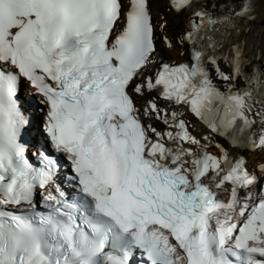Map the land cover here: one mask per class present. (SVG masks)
<instances>
[{"label": "snow or ice", "instance_id": "obj_1", "mask_svg": "<svg viewBox=\"0 0 264 264\" xmlns=\"http://www.w3.org/2000/svg\"><path fill=\"white\" fill-rule=\"evenodd\" d=\"M167 2L190 62L160 57L151 0H0V264H264V50L236 39L264 0ZM22 82L71 198L26 157Z\"/></svg>", "mask_w": 264, "mask_h": 264}, {"label": "bare ground", "instance_id": "obj_2", "mask_svg": "<svg viewBox=\"0 0 264 264\" xmlns=\"http://www.w3.org/2000/svg\"><path fill=\"white\" fill-rule=\"evenodd\" d=\"M213 0H207V4L209 5V8L211 9V4ZM216 2L219 3H231L234 6L238 8L239 6V0H216ZM168 5L167 0H151V11L153 15V21L156 25H159L162 22V19L167 20V29L166 34L172 38L173 42V49H168L163 40L161 39L158 42V52L160 54V57L163 58V61H171L173 64H179L187 61L190 59V48L191 45L185 42L183 45H181L178 42V38L181 34H183L187 28L188 20L186 16L183 15H177L176 13L169 11L167 8L165 9V6ZM226 9V8H225ZM223 9V11L225 10ZM213 11L219 15L221 12V9L217 7L216 9H213ZM245 26L247 29L243 33L239 34L236 39L239 41L246 42L245 43V56L252 58L253 63H259V61L256 60V54L260 52L261 50H264V6H261L258 9L257 12V19L250 24L245 22ZM157 32L160 36L164 35L165 32H161L159 28H157ZM224 67L223 63L221 65ZM227 70V68H225ZM215 75V74H213ZM21 93H23L24 100L27 101V97L30 95H33L36 100L40 102L41 97L35 92L33 89H24ZM137 104H143L144 99H137ZM161 106H165L164 101H160ZM28 110L32 113L33 116V122L30 125V131H31V141L29 143V147L32 149H37V142L35 141V136H37V139H39V136L42 137L41 129L43 128L44 120L46 118L47 113V106L43 105L42 112L35 113L32 109L31 105H28ZM186 118L195 125L196 131L195 134L199 136L201 133L208 135L210 134V130L207 129L197 118H195L191 113L187 112L185 109ZM39 130H36V128ZM159 127L163 128V125H160ZM36 131V132H35ZM216 140H219L221 143L225 144L226 147H228V144L226 141L223 140V138L217 137L213 143L216 142ZM233 156L236 155L235 152L232 153ZM247 159H248V167L251 169L257 161L261 159L260 153H247ZM67 159V158H66ZM54 191V189H53ZM253 194H255L256 189H253ZM243 194V193H242Z\"/></svg>", "mask_w": 264, "mask_h": 264}, {"label": "rangeland", "instance_id": "obj_3", "mask_svg": "<svg viewBox=\"0 0 264 264\" xmlns=\"http://www.w3.org/2000/svg\"><path fill=\"white\" fill-rule=\"evenodd\" d=\"M168 8L167 6H165V9ZM227 10V9H226ZM31 89V88H30ZM40 103V102H39ZM41 104V103H40ZM42 112V110L40 109L39 113ZM39 128V127H38Z\"/></svg>", "mask_w": 264, "mask_h": 264}]
</instances>
